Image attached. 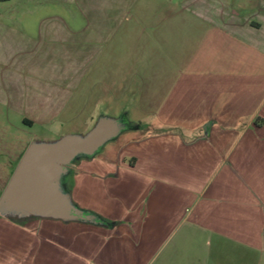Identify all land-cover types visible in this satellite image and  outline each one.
Masks as SVG:
<instances>
[{
  "label": "crops",
  "instance_id": "crops-1",
  "mask_svg": "<svg viewBox=\"0 0 264 264\" xmlns=\"http://www.w3.org/2000/svg\"><path fill=\"white\" fill-rule=\"evenodd\" d=\"M65 18L70 25L60 24ZM133 68L157 91L154 101L142 95L133 113L154 118L128 122L97 153L76 156L61 190L78 207L102 204L121 229L146 220V209L133 214L142 204L174 209L203 194L213 213L202 223L223 235L235 226L252 247L264 226V0H179L167 8L162 0H0V111L27 124L69 112L84 115V124L88 115L112 117L110 90L130 81ZM94 80L104 86L89 95ZM128 112H120L126 121ZM4 210L8 219L37 220L44 240L76 246L45 253L50 261L99 264L93 243L84 255L76 249L75 234L99 225Z\"/></svg>",
  "mask_w": 264,
  "mask_h": 264
},
{
  "label": "rangeland",
  "instance_id": "rangeland-1",
  "mask_svg": "<svg viewBox=\"0 0 264 264\" xmlns=\"http://www.w3.org/2000/svg\"><path fill=\"white\" fill-rule=\"evenodd\" d=\"M162 1L164 7L167 8L171 2L179 0ZM68 8L76 9L75 5ZM70 20V18H65L58 21L68 26ZM154 26L148 23V33L154 29ZM135 69H132L130 81L117 82L115 92L113 89L110 90V93L114 94L110 102L115 101L110 108L111 112L109 111L112 117L110 115L96 117L92 114L85 117L84 124L82 119L84 115L80 112H77L78 114L69 112L57 115L47 123L27 124L23 120L24 115L2 108L0 111V196L11 177L17 158L23 154L30 142L39 139H54L63 133L88 132L102 117L114 118L119 126H126L128 122L142 116L147 117V120L154 118L152 113L142 115L137 112L133 113L132 105H139L142 95L153 94L154 101L157 93L155 82L142 81L140 73ZM153 71L154 69L149 68L148 73ZM97 85L99 90L104 86L100 80L88 83L89 95L92 93V88ZM101 94V91L95 92L94 99ZM94 99L87 97L85 101L92 106ZM95 110L105 111L107 109L102 106ZM123 110L129 111L127 121L123 117L124 113L120 114ZM101 147L102 145L94 153H97ZM9 158H14L12 165L7 162ZM65 171L59 178L61 183L64 180ZM96 201H100V196ZM208 204H210L208 198L203 194H196L193 201H181L179 207L174 209H172L171 202L150 206L142 204L135 208L133 214L145 213L144 209H146V220L122 228L125 232L120 226L110 222V219L103 213L102 204L99 203L96 210L85 208V206L81 208L73 204L82 212L81 220L99 225L90 226L93 232L75 231L78 236L81 233L79 246L76 249L84 255V252L88 250V245L93 243L92 251L97 252L98 255H95H100L98 258L94 257L95 260H99V264H264V226L259 227V240L251 247L248 242L236 238L235 226L228 227L229 232L223 235L216 230L219 227L202 223L204 219H207V215H210L209 213H213V208ZM4 211L5 214H9L12 210ZM35 223L37 220L8 219V217H2L0 213V264H56V261H50L47 256L45 257V253L47 255L49 251L58 249L68 254L74 251L76 246L74 247L73 243L44 240L43 231L38 232L37 226H34ZM59 225L51 230L53 240H58ZM239 228L241 229L240 226ZM113 253L116 254L113 255ZM79 261V264H89L85 258Z\"/></svg>",
  "mask_w": 264,
  "mask_h": 264
},
{
  "label": "water",
  "instance_id": "water-1",
  "mask_svg": "<svg viewBox=\"0 0 264 264\" xmlns=\"http://www.w3.org/2000/svg\"><path fill=\"white\" fill-rule=\"evenodd\" d=\"M121 128L117 120L102 117L85 135H65L50 142L30 143L0 196V208L82 219V212L61 190L59 178L76 156L93 154Z\"/></svg>",
  "mask_w": 264,
  "mask_h": 264
}]
</instances>
